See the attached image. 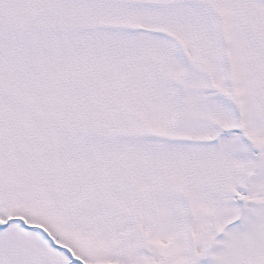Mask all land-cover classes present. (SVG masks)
<instances>
[{"label":"snow or ice","instance_id":"1","mask_svg":"<svg viewBox=\"0 0 264 264\" xmlns=\"http://www.w3.org/2000/svg\"><path fill=\"white\" fill-rule=\"evenodd\" d=\"M0 264H264V0H0Z\"/></svg>","mask_w":264,"mask_h":264}]
</instances>
